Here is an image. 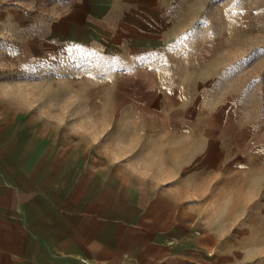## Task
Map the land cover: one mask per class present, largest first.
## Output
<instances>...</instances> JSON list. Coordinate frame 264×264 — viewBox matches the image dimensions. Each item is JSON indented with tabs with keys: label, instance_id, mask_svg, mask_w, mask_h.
Here are the masks:
<instances>
[{
	"label": "crops",
	"instance_id": "0c3cea01",
	"mask_svg": "<svg viewBox=\"0 0 264 264\" xmlns=\"http://www.w3.org/2000/svg\"><path fill=\"white\" fill-rule=\"evenodd\" d=\"M171 3L0 0V42L54 18L26 48L122 58L53 117L0 95V264H264V119L217 88L238 43L175 47Z\"/></svg>",
	"mask_w": 264,
	"mask_h": 264
},
{
	"label": "rangeland",
	"instance_id": "374dc122",
	"mask_svg": "<svg viewBox=\"0 0 264 264\" xmlns=\"http://www.w3.org/2000/svg\"><path fill=\"white\" fill-rule=\"evenodd\" d=\"M170 10L176 25L186 30L175 47L217 34L238 43L236 59L219 76L217 88L249 117L264 119V0H172ZM53 19H36L0 42V95L9 93L22 105L52 112V117L56 90L63 96L85 94L88 79L102 78L122 63L117 55L66 48L40 54L37 47L26 48L33 38H42Z\"/></svg>",
	"mask_w": 264,
	"mask_h": 264
}]
</instances>
